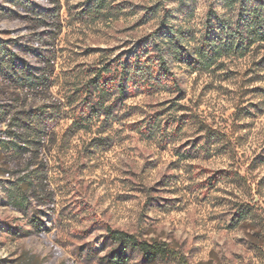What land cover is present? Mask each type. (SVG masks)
Segmentation results:
<instances>
[{
  "label": "rangeland",
  "instance_id": "1",
  "mask_svg": "<svg viewBox=\"0 0 264 264\" xmlns=\"http://www.w3.org/2000/svg\"><path fill=\"white\" fill-rule=\"evenodd\" d=\"M86 1L0 0V39L47 78L28 90L0 75V264H105L107 229L166 243L189 264H264V47L191 68L208 11L234 13L223 0H106L93 15ZM163 26L184 55L165 78L153 46ZM134 55L154 88L130 84L111 127H74L94 73L111 80ZM44 106L59 118L22 133L31 144L7 133ZM129 264L147 263L132 252Z\"/></svg>",
  "mask_w": 264,
  "mask_h": 264
},
{
  "label": "trees",
  "instance_id": "2",
  "mask_svg": "<svg viewBox=\"0 0 264 264\" xmlns=\"http://www.w3.org/2000/svg\"><path fill=\"white\" fill-rule=\"evenodd\" d=\"M21 1V0H20ZM106 0H87L85 12L93 15L105 8ZM224 7L230 6L232 15H219L214 10H209L206 18L204 32L201 34L199 44L193 50V62L191 68L208 70L215 66L219 60L243 58L254 49L264 47V2L260 0H223ZM26 10H35L34 5H26ZM37 12V11H35ZM173 29L164 27L153 41L156 49L155 65L163 77L171 76L168 60H183L184 55L178 42L174 40ZM156 42V43H155ZM162 45V46H160ZM23 45L15 40L3 41L0 39V75L5 76L11 83L21 88L32 90L45 84L47 78L42 74L39 67L30 65L25 59L20 57L23 52ZM28 52V51H25ZM141 55H134L122 63L121 71L114 72L111 80H102L103 73L109 74L111 71H96L90 83L85 87L84 99L81 101L83 110L76 116L73 126L81 128L83 124L87 126L100 123L101 127H111L117 122L118 103L128 91L129 85H133L136 90L139 85H148L153 89L158 79L152 77L150 65H142ZM132 58H135L132 61ZM191 58V57H190ZM264 70V58L261 60ZM112 81L114 85L111 86ZM111 86V87H109ZM176 91L180 90L175 87ZM116 96L112 99V95ZM5 114L0 112V119ZM59 118V113H55V107L44 106L35 110L21 114L10 123L7 133L12 134L21 144L29 145L30 140H24L22 133L34 134L38 130L46 131ZM102 119V120H101ZM17 130V132H13ZM206 130V131H205ZM200 132H205L206 138H216L215 133L207 129L200 128ZM42 133V132H41ZM29 139V138H28ZM101 140L103 139H96ZM11 149L21 153L25 147L15 143ZM30 184V181H29ZM15 190L23 194L25 189L20 184L15 186ZM238 220L245 219V212L239 211ZM106 237L111 247L108 253L100 259L105 264H129L130 253L136 252L140 259L147 264H152L159 260H174L176 264H189L187 259L173 250L166 243L147 242L141 240L133 234L124 231L107 229Z\"/></svg>",
  "mask_w": 264,
  "mask_h": 264
}]
</instances>
